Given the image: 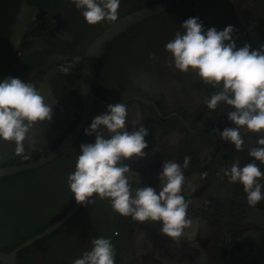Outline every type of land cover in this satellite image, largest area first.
<instances>
[{
  "label": "flooded vegetation",
  "instance_id": "1",
  "mask_svg": "<svg viewBox=\"0 0 264 264\" xmlns=\"http://www.w3.org/2000/svg\"><path fill=\"white\" fill-rule=\"evenodd\" d=\"M161 1L120 0L115 22L89 26L67 0H0V79L31 82L53 103L52 120L38 122L24 142L27 160L13 154L12 143L0 141V168L42 160L80 129L68 150L49 163L0 177V253H11L74 208L66 178L80 145L94 141L84 129L108 104H126L130 124L138 113L143 117L149 133L146 155L125 161L142 177L137 176L141 186L159 190L157 174L164 160L183 164L190 157L183 169V195L191 202L187 215L192 224L177 242L162 236L158 224L121 217L107 200L95 199L24 248L18 264H73L90 248V239L101 236L111 238L115 264H264V200L249 207L241 186L217 176L233 160L239 159L241 167L248 163L258 136L241 129V152L222 143L220 130L233 126L226 119L231 109L221 104L208 110L203 101L213 90L194 73L169 67L164 51L189 17L198 18L205 30L232 25L237 48L248 44L259 49L264 44V0H182L96 45L119 20ZM91 49L90 87L96 98L86 118L82 84ZM259 166L264 172V165ZM202 173L207 175L202 178Z\"/></svg>",
  "mask_w": 264,
  "mask_h": 264
},
{
  "label": "clouds",
  "instance_id": "2",
  "mask_svg": "<svg viewBox=\"0 0 264 264\" xmlns=\"http://www.w3.org/2000/svg\"><path fill=\"white\" fill-rule=\"evenodd\" d=\"M67 3L80 12L89 26L118 19L120 0H67ZM234 31L232 25L222 30L215 27L205 30L198 18L189 17L165 43L164 51L169 67L182 74L194 73L213 90L203 101L208 110L214 111L221 104L231 109L226 111V119L233 126L220 130L222 143L241 152L244 143L241 129L258 136L256 145L248 151V163L241 167L236 159L217 173L228 184L241 186L247 205L255 207L264 200L261 182L264 172L259 166L264 165V44L259 49H251L248 44L237 48L232 39ZM52 104L31 82L19 77L0 79V141L12 143L13 154L27 160L24 142L38 122L52 120ZM142 119L138 113L130 124L124 103L108 104L103 113L91 118L84 135L93 136L94 141L80 145L66 185L76 203L87 205L95 199L107 200L117 215L130 217L139 224H158L162 236L177 242L192 224L187 215L191 202L183 195V169L190 157L185 156L183 164L164 160L157 174L159 190L141 186L125 161L146 155L145 138L149 133ZM201 175L203 178L207 173ZM89 243L90 248L73 264H115L110 237L92 238Z\"/></svg>",
  "mask_w": 264,
  "mask_h": 264
},
{
  "label": "water",
  "instance_id": "3",
  "mask_svg": "<svg viewBox=\"0 0 264 264\" xmlns=\"http://www.w3.org/2000/svg\"><path fill=\"white\" fill-rule=\"evenodd\" d=\"M182 0H163L159 3L152 4L144 9L138 10L136 12H133L121 20H119L112 28H110L103 37H101V40L96 44L99 45L102 42H106L108 39L119 35L120 33L126 31L128 28L132 27L135 24H138L148 18H151L153 16H156L166 10H169L173 8L175 5L180 3ZM252 33V31H251ZM253 35V33H252ZM255 37V35H253ZM94 49H91L90 55L87 56L86 62H85V68L83 73V97H84V103L86 107V118L87 115L90 113L91 105L96 98L95 95L92 94L91 89V68H92V54ZM80 134V129L76 131L74 134L70 135V138L67 139L61 147H59L57 150H55L51 155L44 157L42 160L39 161H32L30 163H23V164H16V165H9L4 166L0 168V177H7L17 174L26 173L29 171H33L35 169H38L39 167L49 163L52 159L58 157L62 153H64L68 148L73 144L74 140L78 137ZM133 174H136L132 172ZM138 177H141L137 175ZM142 178V177H141ZM81 204L76 203L74 208L65 215L62 219H60L56 224L50 226L48 229H46L44 232H42L40 235L28 240L26 243H24L22 246L18 247L17 249L13 250L11 253H0V263L2 264H18L19 259L18 256L20 252L27 247H31L35 242L45 238L46 236L53 233L55 230H57L62 224H64L66 221L69 220V218L79 209Z\"/></svg>",
  "mask_w": 264,
  "mask_h": 264
},
{
  "label": "trees",
  "instance_id": "4",
  "mask_svg": "<svg viewBox=\"0 0 264 264\" xmlns=\"http://www.w3.org/2000/svg\"><path fill=\"white\" fill-rule=\"evenodd\" d=\"M25 240H23L22 242H24ZM22 242H19L17 245H19L20 243H22Z\"/></svg>",
  "mask_w": 264,
  "mask_h": 264
}]
</instances>
